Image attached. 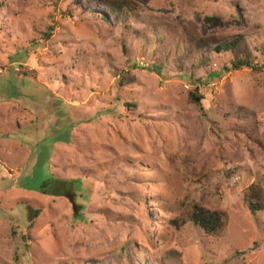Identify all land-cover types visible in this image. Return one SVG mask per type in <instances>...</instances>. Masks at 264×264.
Instances as JSON below:
<instances>
[{"label":"rangeland","instance_id":"374dc122","mask_svg":"<svg viewBox=\"0 0 264 264\" xmlns=\"http://www.w3.org/2000/svg\"><path fill=\"white\" fill-rule=\"evenodd\" d=\"M123 1L0 0V264H264V0Z\"/></svg>","mask_w":264,"mask_h":264},{"label":"trees","instance_id":"16d2710c","mask_svg":"<svg viewBox=\"0 0 264 264\" xmlns=\"http://www.w3.org/2000/svg\"><path fill=\"white\" fill-rule=\"evenodd\" d=\"M102 3L107 5L108 11L110 13L117 14L116 12L120 11L123 7H125V4L123 3V0H101ZM207 20H210V18H207ZM213 42H215V38H212ZM204 43V40H202ZM209 40L206 41V44L209 46V44L213 43ZM204 43V45H206ZM213 50L215 52H231L233 55L232 60L229 64V67L227 69L229 70H237L242 68L243 66H249L251 65V61L249 60V53L247 50V47H245L242 36H236L233 39L229 40L228 42H216L215 46L213 47ZM254 68L255 65H252ZM203 99V96L199 95L197 93L196 89L190 90L188 92V101L200 104L201 100ZM127 106H134L132 103H125ZM133 166H135L137 171H141L144 169H141L139 165L136 163H131ZM131 165V166H132ZM245 195L248 199L249 206L248 208L251 211L258 210V207L264 206V189L260 188L257 185H250ZM172 220L171 222L173 224H183L186 222L192 223L196 228L202 230L205 234L209 235H217L219 234L225 226L226 223V213L220 210H213L208 209L203 206H200L197 203H191L185 213V216L183 219ZM30 224V222H29ZM28 224V226H29ZM139 245V244H138ZM165 260L162 258V261Z\"/></svg>","mask_w":264,"mask_h":264}]
</instances>
